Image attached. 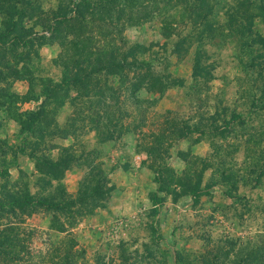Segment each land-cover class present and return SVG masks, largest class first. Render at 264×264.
<instances>
[{"label": "rangeland", "instance_id": "rangeland-1", "mask_svg": "<svg viewBox=\"0 0 264 264\" xmlns=\"http://www.w3.org/2000/svg\"><path fill=\"white\" fill-rule=\"evenodd\" d=\"M140 1L0 0V264H264V45L216 36L250 0Z\"/></svg>", "mask_w": 264, "mask_h": 264}, {"label": "trees", "instance_id": "trees-1", "mask_svg": "<svg viewBox=\"0 0 264 264\" xmlns=\"http://www.w3.org/2000/svg\"><path fill=\"white\" fill-rule=\"evenodd\" d=\"M183 1L184 0H178L177 4H182L185 7H188L189 9L193 10V8H192L193 4H191L189 2L182 3ZM128 3L133 4L135 6L136 5H142V2L140 0H128ZM202 3L205 4L206 0H202ZM258 4H260L259 9L264 14V0H250V2L248 3L247 7H244V9L241 11L240 15L238 14V11H236V14L231 13V14L228 15L229 16L228 22H230V23L227 24V26H226L227 29H225L227 33H223V31L221 29L220 32L216 36H220L221 35V36H228V37H231V38H237L238 41H240V43H242L244 45L243 49L248 50V54L250 53L251 48L253 46L255 48L256 46L264 45V34H262V35L261 34H257V37L261 41V43H257V42L254 41V37H253L256 34H254V32H252V31H250V30H252L251 28H250L249 31H244V27L242 25H240L238 27H235V24H236L235 22L236 21L233 22V20H237V21L243 20V19H241V17H242V18L246 19V21L248 22L249 25H252L253 24V20H254V16H256V15L252 16V14L250 12L252 10L256 9V7L258 8ZM128 7L129 8H133V6H131L129 4H128ZM247 9L249 10V12H248ZM124 10L125 9L123 8V9L120 10V12L125 15L126 13L124 12ZM192 14L193 13H189L190 18L192 16ZM208 15H209V13H208ZM128 16H130V14ZM204 17H207V13L204 15ZM262 18H263V16H262ZM263 23H264V21H263ZM205 24H206V21L203 23L202 27L200 28V30L198 32L199 33L198 36L200 38L201 37L205 38V36L207 37V31L205 29H207L208 27L205 28ZM15 26H16V23L14 21H12L11 23H9V27H7V29L13 31ZM207 30H208V34H209L210 38L213 37V36L215 37L216 33H215L214 29L208 28ZM211 31H212V33H209ZM164 35H167V33H164ZM260 56H264V54L261 52ZM123 62H126V61L123 60ZM107 63L109 65L108 70L120 69V71H121V70H123L125 68L122 64H120V62L116 61V57H114L112 60L108 61ZM146 64L148 65V68L150 70V65H151L150 62L146 63ZM152 74H153V72H152ZM154 77H156V76L154 75ZM156 79H158V78L156 77ZM32 117H33L32 121H29L26 124V129L28 131L31 130L32 126L35 124V122L37 120H39V115H37L36 113H33ZM191 188H192L191 189V193H192L193 202H197L198 199H199L200 192L202 191L200 189V181H198L195 185L191 186ZM84 199L85 198L82 197L81 194H79L78 197H76L75 200H70V201L67 200L66 203L74 204V203H76L78 201H82L83 202ZM151 200L154 202V204H158L159 201H160V197L158 195H152ZM9 204L10 205L28 204V205H35V206H39V207H46V208H49V209H53V208H58L59 207V203L58 202L46 200L44 198H36L30 193L25 194L20 199H16L15 198Z\"/></svg>", "mask_w": 264, "mask_h": 264}]
</instances>
